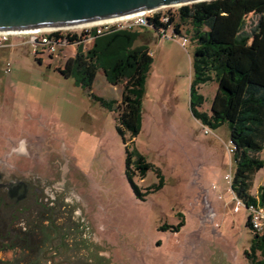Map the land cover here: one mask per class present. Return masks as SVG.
<instances>
[{"label":"rangeland","instance_id":"rangeland-1","mask_svg":"<svg viewBox=\"0 0 264 264\" xmlns=\"http://www.w3.org/2000/svg\"><path fill=\"white\" fill-rule=\"evenodd\" d=\"M178 7L165 6L160 13L170 11L178 22ZM132 28L141 32L136 44L148 42L152 62L141 99L140 130L126 144L152 168L143 178L132 166L129 172L140 193L158 182L155 169L162 186L139 198L128 181L126 146L116 130L119 112L111 103H119L123 82L112 85L97 69L87 87L58 70L76 45L52 55L33 54L29 45L0 47V170H36L51 180L60 161L69 164L91 238L78 237L64 209L56 221L70 227L71 246L58 249L56 237L51 250L97 249L111 256V264H251L243 253L252 235L245 225L247 210H235L229 187L233 163L228 127L204 133L189 108L195 46L189 26L181 25L176 33L171 24L165 36L148 27ZM82 45L85 49L89 43ZM7 63L10 72H5ZM218 89L214 79L199 86L204 101L198 111L210 114L219 106ZM19 139L25 154L12 151ZM260 157L264 160V148ZM261 185L264 166L253 176L251 194ZM164 225L170 227L162 229Z\"/></svg>","mask_w":264,"mask_h":264},{"label":"trees","instance_id":"trees-1","mask_svg":"<svg viewBox=\"0 0 264 264\" xmlns=\"http://www.w3.org/2000/svg\"><path fill=\"white\" fill-rule=\"evenodd\" d=\"M165 13L169 15L165 23L158 21L159 14L149 19L154 27L166 30L172 24L177 33L181 25H188L190 40L195 44L189 87L192 115L207 128L222 124L228 127L232 193L246 205L256 202L264 205V185L258 186L256 195L250 192L255 172L264 166L260 157L264 148V0H204L181 5L176 11L178 22L172 12ZM83 34L70 32L67 39L74 42ZM140 36L141 32L134 28L112 27L101 34L94 33L88 48L83 50L78 44L74 55L58 70L78 77L87 87L91 86L97 69L102 70L108 83L123 82L119 103L115 100L111 103L116 104L119 112L116 130L126 146V175L135 195L142 198L151 189L162 186V176L155 169L158 182L140 193L129 172L132 166L143 178L152 168L142 154L134 147L129 150L126 144L140 130L141 99L152 62L148 42L136 44ZM213 79L219 86L216 104L219 102L220 108L214 106L208 114L197 109L204 101L198 89ZM245 225L252 235L244 256L251 264H264V233L252 231L248 214ZM169 227L164 225L162 229Z\"/></svg>","mask_w":264,"mask_h":264},{"label":"flooded vegetation","instance_id":"flooded-vegetation-1","mask_svg":"<svg viewBox=\"0 0 264 264\" xmlns=\"http://www.w3.org/2000/svg\"><path fill=\"white\" fill-rule=\"evenodd\" d=\"M24 150L26 145L19 139L12 151L25 154ZM66 162L65 159L59 162V168L51 173L57 177L51 180L36 170L25 174L0 170V264L112 263L110 255L97 249L51 250L50 243L56 237L58 249L71 246L67 243L72 240L70 227L60 226L56 221L64 209L70 212L78 237L91 238L87 216L83 214V198Z\"/></svg>","mask_w":264,"mask_h":264},{"label":"water","instance_id":"water-1","mask_svg":"<svg viewBox=\"0 0 264 264\" xmlns=\"http://www.w3.org/2000/svg\"><path fill=\"white\" fill-rule=\"evenodd\" d=\"M204 0H0V33L87 25Z\"/></svg>","mask_w":264,"mask_h":264},{"label":"built area","instance_id":"built-area-1","mask_svg":"<svg viewBox=\"0 0 264 264\" xmlns=\"http://www.w3.org/2000/svg\"><path fill=\"white\" fill-rule=\"evenodd\" d=\"M165 7V6H163ZM163 7H158L138 13L132 14L130 17L124 18L122 20L114 21H103L98 24L86 25L80 28H71V29H43L35 31H26V32H17V33H0V47H17L23 45H29L32 49L33 54H37L38 51L45 52L47 55H52L57 52L59 49H62L66 46L82 45L84 41L90 43L91 39L94 37V33L101 34L112 27L117 28H132L133 26L139 27H148L159 31L162 36L166 35V30L162 27L156 29L153 22H150V18L154 17L156 14H159L158 21L165 23L168 21L169 15L165 12L160 13V9ZM65 30V31H62ZM54 32H58V35H54ZM75 32L80 34L84 32L83 37L77 41L70 42L67 39V33ZM15 39V41H11ZM183 42H186L185 37L182 38ZM88 48V47H87ZM84 50V46L82 45ZM86 49V48H85ZM5 72H10L9 63L6 64ZM204 133H209V129L203 126ZM232 145L229 144L228 151L231 152ZM229 178V187L231 173L228 175ZM231 189V188H230ZM234 196V194H233ZM237 211L239 208H244L247 210L249 216V224L252 231L263 234L264 233V205L256 202L250 203L248 205L242 203L235 196Z\"/></svg>","mask_w":264,"mask_h":264},{"label":"bare ground","instance_id":"bare-ground-1","mask_svg":"<svg viewBox=\"0 0 264 264\" xmlns=\"http://www.w3.org/2000/svg\"><path fill=\"white\" fill-rule=\"evenodd\" d=\"M174 6H177V5H174ZM131 15L132 14L126 15V16H122V17H118V18H114V19H110V20H106V21L122 20L124 18L130 17ZM98 23H101V22H97V23H93V24H98ZM93 24H87V25H93ZM83 26H86V25H78V26H70V27H61V28H52V29H71V28H80V27H83Z\"/></svg>","mask_w":264,"mask_h":264}]
</instances>
